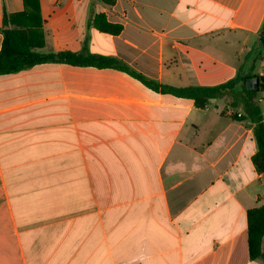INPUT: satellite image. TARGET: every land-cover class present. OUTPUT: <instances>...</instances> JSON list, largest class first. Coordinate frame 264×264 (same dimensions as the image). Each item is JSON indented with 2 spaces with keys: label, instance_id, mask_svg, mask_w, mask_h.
I'll list each match as a JSON object with an SVG mask.
<instances>
[{
  "label": "crops",
  "instance_id": "0c3cea01",
  "mask_svg": "<svg viewBox=\"0 0 264 264\" xmlns=\"http://www.w3.org/2000/svg\"><path fill=\"white\" fill-rule=\"evenodd\" d=\"M40 5L39 52L128 70L46 63L0 75V264H264L248 243L247 213L264 204L254 123L228 97L201 109L161 91L234 78L226 35L256 37L264 0ZM4 7L21 12L24 0H0V51ZM101 13L123 30L96 29Z\"/></svg>",
  "mask_w": 264,
  "mask_h": 264
},
{
  "label": "trees",
  "instance_id": "16d2710c",
  "mask_svg": "<svg viewBox=\"0 0 264 264\" xmlns=\"http://www.w3.org/2000/svg\"><path fill=\"white\" fill-rule=\"evenodd\" d=\"M101 1L109 6L116 3V0ZM24 6V10L17 13H9L4 7L2 17L4 38L0 51V75L17 73L46 63L128 70L114 57L72 51L39 52L38 49L45 45L40 0H24ZM93 25L104 33L119 34L123 30L122 25L109 22L103 13L95 15ZM261 39L264 42V26ZM254 69L252 66L250 72L244 73L241 66L234 78L218 85L183 88L164 85L161 91L177 97L192 99L195 106L201 109L205 108L211 99L232 98L230 106L237 109L242 107L245 116L254 123V137L258 150L253 157V162L257 172L264 173V115L261 104L257 101L260 93L264 92V76H253ZM130 74L149 87L159 90L157 84L148 81L140 74L134 72ZM253 77L257 82H254L253 87L249 89L248 80ZM247 220L250 258L264 261V204L250 209L247 213Z\"/></svg>",
  "mask_w": 264,
  "mask_h": 264
},
{
  "label": "rangeland",
  "instance_id": "374dc122",
  "mask_svg": "<svg viewBox=\"0 0 264 264\" xmlns=\"http://www.w3.org/2000/svg\"><path fill=\"white\" fill-rule=\"evenodd\" d=\"M264 26V25H263ZM262 30L259 34L254 37L253 35H243L241 33H231L227 34L226 37H231L233 44L235 46L234 52H239V65L245 66V73L250 72L251 65L255 68L252 72V75L264 76V42L261 39ZM225 37V34L223 35ZM223 40V37L221 38ZM246 47L245 51L242 52L241 49ZM253 62V63H252ZM252 86L254 84V77L251 78ZM264 96V92L260 93V96ZM261 97H258L257 101L260 102ZM231 103L232 98H227ZM261 107L264 109V103L261 104ZM242 107L239 110H234L233 116H237Z\"/></svg>",
  "mask_w": 264,
  "mask_h": 264
},
{
  "label": "water",
  "instance_id": "95a60500",
  "mask_svg": "<svg viewBox=\"0 0 264 264\" xmlns=\"http://www.w3.org/2000/svg\"><path fill=\"white\" fill-rule=\"evenodd\" d=\"M254 82H257V80L255 79ZM251 83H252V80L249 79V80H248V88H249V89H251V88L253 87Z\"/></svg>",
  "mask_w": 264,
  "mask_h": 264
}]
</instances>
